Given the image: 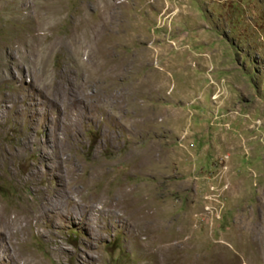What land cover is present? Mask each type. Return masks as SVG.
<instances>
[{"label": "rangeland", "instance_id": "374dc122", "mask_svg": "<svg viewBox=\"0 0 264 264\" xmlns=\"http://www.w3.org/2000/svg\"><path fill=\"white\" fill-rule=\"evenodd\" d=\"M0 264H264V0H0Z\"/></svg>", "mask_w": 264, "mask_h": 264}]
</instances>
